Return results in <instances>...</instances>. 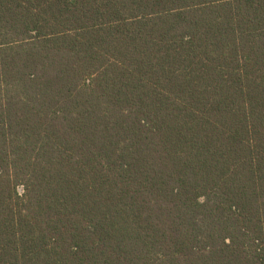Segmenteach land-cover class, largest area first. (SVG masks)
<instances>
[{"label":"trees","instance_id":"obj_1","mask_svg":"<svg viewBox=\"0 0 264 264\" xmlns=\"http://www.w3.org/2000/svg\"><path fill=\"white\" fill-rule=\"evenodd\" d=\"M0 264H264V0H0Z\"/></svg>","mask_w":264,"mask_h":264}]
</instances>
